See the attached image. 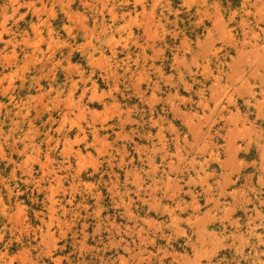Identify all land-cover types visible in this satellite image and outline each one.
<instances>
[{
    "label": "rangeland",
    "instance_id": "obj_1",
    "mask_svg": "<svg viewBox=\"0 0 264 264\" xmlns=\"http://www.w3.org/2000/svg\"><path fill=\"white\" fill-rule=\"evenodd\" d=\"M0 264H264V0H0Z\"/></svg>",
    "mask_w": 264,
    "mask_h": 264
}]
</instances>
